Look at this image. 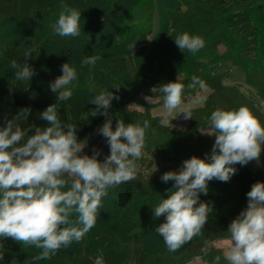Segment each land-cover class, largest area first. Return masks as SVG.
<instances>
[{"label": "trees", "instance_id": "trees-1", "mask_svg": "<svg viewBox=\"0 0 264 264\" xmlns=\"http://www.w3.org/2000/svg\"><path fill=\"white\" fill-rule=\"evenodd\" d=\"M131 1L0 0V101L7 108L0 119L4 116L12 119L20 109L29 107L32 114L27 120L20 121L21 127L45 126L46 122L39 119V113L56 102L49 83L62 75L60 66L70 62L77 70L78 80L69 86L73 90L72 97L62 102L57 112L63 123L77 126L78 142L106 121L100 115L92 117L91 111L96 106L89 104L105 84V89L120 96L119 101L113 100L109 110L113 130L118 120L142 125L146 119L150 123L146 144L153 132H159L181 136L187 148L196 139H205L210 146L211 141L200 132L208 126L210 115L216 109L247 107L264 126V0H180L182 6L167 13L168 33L158 45L150 43L154 1L133 0L135 5ZM62 3L81 13V34L76 38H62L52 29L62 11ZM182 33L202 37L205 46L195 54L187 50L182 53L173 40ZM92 34L94 38L87 40ZM116 36L119 39L116 40ZM133 41L136 46L130 51L127 45ZM220 48L224 51L221 52ZM27 49L32 50L33 58L28 63L37 75L31 81L21 82L14 78L15 70L10 68V62L15 59L23 63ZM97 54L102 58L94 68L81 67L83 58ZM104 64L108 65L104 67ZM234 68L244 73L246 83L255 90V96L243 91L238 84L227 83ZM115 69L118 75L110 79ZM193 76L203 80L210 90L203 106L192 109V119L185 130L161 126L160 116L153 117L149 110L154 105L140 101V97H161L159 92L152 94L151 88L176 82L178 78V82L185 85L183 99L185 103L189 102L190 97L204 92L198 87L196 90L187 88ZM79 82L81 85L76 86ZM113 85L120 87L119 92L112 88ZM131 102L148 109L147 112L126 108V119H123L119 112ZM158 104L163 105L162 99ZM98 136L106 143L109 153L106 139ZM146 146L148 152L155 146L156 152L150 153L162 167L147 181L140 179L139 171L136 181L113 189L110 215H98L94 226L96 229L108 226L107 232L95 233L92 228L84 240L61 248L46 260L37 259L41 250L25 247L11 239L0 240V264H94L98 256L103 257L104 264H213L217 255L221 257L219 264H228L213 243L228 238V225L246 208V194L252 184L264 183V151L259 161L246 166L234 165L237 171L227 182V188L208 183L207 195L201 193L199 199L212 208L211 216L200 235L172 253L167 250L162 237L155 233V225L164 223L165 217L154 219L152 209L156 206L153 204L158 196L167 199V190H172L174 184L173 181L164 183L160 177L167 171H178L182 162L192 156L200 159L206 156L202 150L199 153V147H193L190 154L176 156L162 143ZM141 201L146 204L140 206V211L125 218V213ZM121 232L124 234L122 241L116 239V234ZM150 238L155 239L156 244L153 245ZM105 241L111 244L110 247L99 248V243L103 245ZM116 241L118 246L112 244ZM206 245H210L209 254L196 262L195 258L202 255L201 248Z\"/></svg>", "mask_w": 264, "mask_h": 264}, {"label": "clouds", "instance_id": "clouds-1", "mask_svg": "<svg viewBox=\"0 0 264 264\" xmlns=\"http://www.w3.org/2000/svg\"><path fill=\"white\" fill-rule=\"evenodd\" d=\"M61 8L58 20L52 25L54 33L62 38L80 36L81 13L63 3ZM173 40L182 53L187 50L195 54L205 46L202 37L188 33ZM135 46L136 41L127 45L130 51ZM32 58V50L27 49L23 63L15 59L10 62L17 81H31L37 75L28 63ZM101 58L98 54L85 57L81 67L94 68ZM60 70L62 75L49 83L56 102L39 113L45 126L21 127L20 121L32 114L29 107L20 109L12 119L7 116L0 119V240L11 239L25 247L40 249L37 259L42 260L50 259L73 242L79 243L96 225L108 189L137 178V161L142 158L150 128L146 119L142 125L118 120L113 130L109 110L113 100L119 101L120 96L103 89L89 104L96 106L91 111L92 117L106 118L96 134L106 139L110 154L102 162L98 159L102 153L95 147L91 156L82 154L86 145L78 142L77 126L63 123L57 112L58 106L73 95L69 86L78 80L77 70L70 62L62 64ZM197 87L207 90L206 83L193 76L187 88ZM112 88L120 90L116 85ZM184 89L185 85L177 78L176 82L151 88L152 94L159 92L161 97L143 96L148 104L162 99L161 126L173 127L171 121L181 114L184 120H191L192 106L205 100L198 93L185 103ZM133 106L142 108L132 104L128 109ZM200 133L215 137L210 154L205 159L192 156L182 162L178 171L165 172L161 181H173L175 191L167 190L168 198L161 199L152 209L154 219L165 217L155 233L172 253L202 233L212 212L209 204L199 199L201 193L207 195L208 183L213 179L229 182L237 171L234 165L259 161L264 151V126L244 106L237 110L216 109ZM246 197V208L227 228L228 246L223 256L228 264H264V183L252 184ZM209 251L210 245L204 246L202 255L195 259L201 260ZM220 259L219 255L215 256L213 264H219ZM94 264H104L103 257L98 256Z\"/></svg>", "mask_w": 264, "mask_h": 264}, {"label": "rangeland", "instance_id": "rangeland-1", "mask_svg": "<svg viewBox=\"0 0 264 264\" xmlns=\"http://www.w3.org/2000/svg\"><path fill=\"white\" fill-rule=\"evenodd\" d=\"M153 1H154V21H153L154 26H153V34L151 36L150 43L152 45H158L168 33V29H169V20H168V16H167L168 11H170L172 9H175V8H178V7H181L182 4H181L180 0H153ZM131 2H132L131 3L132 5L136 4V2L133 1V0ZM126 27H128V25H126ZM89 37H87V40H91V39L94 38L93 34L89 35ZM21 41L23 42V40H21ZM220 51L223 52L224 50L222 48H220ZM107 65L104 64V67H106ZM100 72H102V71H100ZM117 75H118V72L115 69L114 74L112 75V77L110 76V79H113ZM127 77H128L129 80L131 79V75L128 74ZM227 83H229V84H238V85H240L242 87L243 91L247 92L250 95L255 96V90L246 83V77H245L244 73L238 68H234L232 70V72L230 73V75H229V77L227 79ZM80 85H81V83L79 82L76 86H80ZM106 85L107 84H105V86H103L102 89L107 88ZM209 93H210V90L207 88V90L206 91L204 90V92L201 93V95H203L205 97V99H206ZM140 101L146 102L143 99V95L140 97ZM204 102H205V100L201 104L193 105L192 109H195V108L203 106ZM158 103H160V100L158 102H156V103L150 104V105H154L152 109H149L151 111V114L153 115V117L154 116H160V113L163 111V105L158 104ZM186 103H188V102H186ZM132 104H136V103H133V102L128 103L125 106V109L121 110L123 112H121V111L119 112V114L121 113L123 119H126L125 118L126 117V115H125L126 113H124V111H127L126 108L128 109V106L132 105ZM136 105H138V104H136ZM92 106L95 107V105H92ZM141 107L142 108H138V107L133 106L132 108H130L128 110H133V111L136 110V111L141 112V113L147 112L148 109L144 108L143 106H141ZM6 109L7 108H6L5 104L0 101V115ZM175 115L176 114L174 113L173 114V118L175 117ZM120 118H121V116H120ZM171 124L173 125V127H177L179 129L185 130V129H187V127L189 125V120H184L183 116L181 114L179 117L173 119L171 121ZM202 136H205V138H207V139H209L211 141V143L208 142L210 144V146L207 144V141L205 139L204 140L196 139L194 142L190 143L191 144L190 146L192 148L190 146H189L190 148H187V147L184 146L185 145V143H184L185 140L181 139V136H177V135L168 136V135L161 134L159 132H155V133L153 132V134L149 138V141H147V144H145V147L143 149L142 158L139 161H137V163L139 165L138 175H139V171H141V173H140L141 175L140 176H142V177H140V179L143 180V181L144 180L147 181V179H149L151 177V174L153 172H155L156 170H158L159 168L162 167L161 163H159L158 160L154 156H151L150 152H156V149L154 148L155 146H152L153 147L151 149L152 151L148 152V149H147L146 145H148V144L161 145V143H162V144L165 145V147L170 149L169 151H171L173 153V155L176 153V156H180V155H182L184 153L188 154L190 152V150L193 149V147H199V150H200L199 153L202 150V152H204V156H206V154H210V152H211V149H212L214 141H215V137H210V136H206V135H202ZM81 142H82L83 145H86V147L84 149V152L82 154H87V155L91 156L93 154L92 149L95 147L96 149L100 150L101 153H102L101 156L98 158V159L101 160V162L103 161L105 156L110 154V151H109V153L107 152L106 143L102 142V140L99 138L98 134H96V131L92 132L89 136H87V138H85ZM167 148L165 150H167ZM205 151H207L208 153H205ZM151 161H152V163H151ZM136 180L137 179H134L133 181H136ZM216 184L219 185V186L220 185L221 186L224 185V187L227 188V182H220V181L215 180V179H213L212 181L209 182V185H211V186L212 185H216ZM170 185L172 186V184H170ZM113 189L114 188H109L107 196L102 198V205L103 206L98 210V212H99L98 215L99 216H109L110 215V211L112 209L111 196H112V193H113ZM172 191H175V189L173 188ZM161 199H163V198L158 196L157 200H155V203L153 205L157 206L160 203ZM143 204H146V202L145 201H141V204L140 203H135V205L127 213H125V215H126L125 218L128 219V218L133 217L136 213H138L140 211V206L143 205ZM149 206H151V205L149 204ZM147 210H148V208H147ZM147 213H149V212H147ZM120 214H121V212H118V215H120ZM210 216H211V213L209 214L208 218ZM159 225H160V223L155 225L156 228ZM107 227L108 226H106L105 228L103 227V228H99V229L94 228L95 229V233L103 234L104 231L107 232V230H108ZM118 232H120V231H118ZM116 235H117L116 239H118L120 241H122L124 239L123 232L117 233ZM227 239L228 238H222V239L216 240L213 243L214 248L221 252L220 254L222 255V258H224L223 251L228 246L227 243H226ZM82 240H84V238ZM149 241H151L153 245L156 244L155 243V239H153V238H150ZM112 244H115V246H118L119 242L116 241V243H112ZM99 245H100L99 248L102 249V248L110 247L109 245H111V244L109 242L105 241L103 243V245H102V243H99ZM72 246L75 247V245H72ZM154 247H155V249H157L158 246L156 245ZM112 248L113 247H111V249ZM33 249L40 250V249H37L35 247H33ZM196 262H200V261H196Z\"/></svg>", "mask_w": 264, "mask_h": 264}]
</instances>
